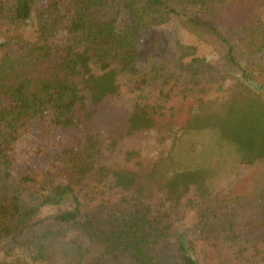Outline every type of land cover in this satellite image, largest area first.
Returning a JSON list of instances; mask_svg holds the SVG:
<instances>
[{
  "label": "trees",
  "instance_id": "obj_1",
  "mask_svg": "<svg viewBox=\"0 0 264 264\" xmlns=\"http://www.w3.org/2000/svg\"><path fill=\"white\" fill-rule=\"evenodd\" d=\"M137 1L0 0V243L21 247L30 235L36 258L43 260L54 235L70 230L74 234L68 244L57 245L63 264H200L192 240L175 230L167 207H178L191 192L197 203L204 202L209 179L219 170L217 162L215 168L211 159L202 157L181 166L168 152L143 179L138 170L144 167L97 161L103 146L96 134L87 135L84 156L74 162V177L91 172L99 183L108 178L132 195L98 213L90 206V191L37 178L30 163L18 157L20 140L79 126L91 116L88 105L120 96L123 87L140 96L127 118L126 133L150 131L159 116L171 117L164 107L175 100L215 97L224 107L192 117L183 130H211L212 144L231 149L238 163L264 164V62L256 59L264 53V0H174L175 8L169 9L180 16L183 28L222 43L225 60L239 69L243 80L225 84L230 76L225 70L222 76L191 85L176 80L170 84L174 77L161 76L158 64L148 71L136 68L145 33L131 7ZM186 47L175 36L174 66L191 56ZM237 50L248 56L244 66ZM156 76L161 92L157 98L150 85ZM38 152L40 147H32L30 153ZM134 154L126 151L124 160ZM154 187L164 193L158 207L150 202ZM65 202L70 207L25 223L42 208ZM220 215L230 218L225 212ZM214 223L207 216L205 226ZM232 253L238 264H264V235L239 244Z\"/></svg>",
  "mask_w": 264,
  "mask_h": 264
},
{
  "label": "rangeland",
  "instance_id": "obj_2",
  "mask_svg": "<svg viewBox=\"0 0 264 264\" xmlns=\"http://www.w3.org/2000/svg\"><path fill=\"white\" fill-rule=\"evenodd\" d=\"M131 7L145 25L143 45L136 61L138 70L148 71L158 64L162 69L161 76L174 77L170 84L175 80L187 82L188 85L196 83L197 80L202 83L208 77L222 76L225 70L230 75L225 84H230L234 78L242 80L239 69L225 60L226 47L222 43H218L212 36L205 35L202 38L183 28L185 24L181 22L180 16L169 9L175 8L174 0H140ZM175 36L191 53L178 67L171 60L174 57ZM245 54L237 50L236 56L241 66L245 65L248 57ZM193 56L198 59L192 60ZM256 59L264 62V53L256 56ZM255 71L258 72L257 68ZM159 82L158 76L150 79L152 89H156L155 98L161 93L158 92ZM137 94L123 87L120 96L106 100L98 106L88 105L91 116L84 119L79 126L56 128L48 137H25L17 144L18 157L30 163L37 178L69 183L75 188L82 186V192L90 191V198L93 200L90 206L98 213H104L105 207H114L121 199L129 198L131 191L112 186L108 178L99 183L91 172L74 177L77 174L74 162L84 156L82 146L87 135L96 134L100 146H103V152L95 157L97 161L114 166L126 163L144 167L138 170L143 179L148 170L155 168L151 165L168 152L172 153L181 166L194 165L191 162L207 157L215 168L217 162L219 170L209 179L204 202L197 203L191 192L184 196L185 199L178 207L171 208L167 204V208L175 230L186 234L192 240L200 264H238L237 259L232 258L233 249L239 244H250L264 235V164L238 163L231 149L212 144L211 130L191 133L183 130V126L192 117L224 107L215 97L206 96L204 102H199L194 96L175 100L173 104L164 107L172 113L171 117L159 116L157 124L150 131L126 133L127 118L133 104L140 98ZM32 147H40L41 153L31 154ZM184 147L188 150L183 149ZM128 150L136 155L125 161ZM184 154H188V157ZM152 191L155 194L150 202L152 206L158 207L164 193L157 187ZM207 198L210 201L206 202ZM68 207L69 202L58 207H44L34 217L26 219L25 223L46 219ZM222 212L230 215V218L225 219L221 215L217 217ZM205 214L207 215L204 216ZM207 216H212L214 226H205ZM222 226L224 228L221 229ZM48 227L52 231L58 229L52 225ZM71 234L74 233L70 230L58 231L48 251L44 253L43 260L36 258L34 246L29 241L32 238L30 235L27 243L21 247L8 242L0 243V264H63L57 257V245L61 242L64 246L68 244Z\"/></svg>",
  "mask_w": 264,
  "mask_h": 264
}]
</instances>
